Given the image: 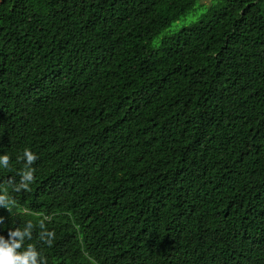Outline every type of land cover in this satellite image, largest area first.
I'll return each instance as SVG.
<instances>
[{
	"label": "trees",
	"instance_id": "16d2710c",
	"mask_svg": "<svg viewBox=\"0 0 264 264\" xmlns=\"http://www.w3.org/2000/svg\"><path fill=\"white\" fill-rule=\"evenodd\" d=\"M196 4L0 0V187L17 202L0 236L31 221L48 264H264V0H214L149 50Z\"/></svg>",
	"mask_w": 264,
	"mask_h": 264
},
{
	"label": "clouds",
	"instance_id": "9594fccd",
	"mask_svg": "<svg viewBox=\"0 0 264 264\" xmlns=\"http://www.w3.org/2000/svg\"><path fill=\"white\" fill-rule=\"evenodd\" d=\"M36 159L37 156L28 148L23 150L22 155L16 157L17 162H23V167L18 173L20 180L14 190H29L30 184L34 181V169L31 166ZM9 165L10 156L7 153L0 155V170H7ZM16 207L17 202L9 196L6 188L0 187V208L11 212ZM0 223H2V218H0ZM26 224L27 227L23 232L20 228L9 231L7 240L0 236V264H48V259L42 249L38 250L36 244L25 243V237L27 241L32 240L31 229L34 226L31 221ZM38 226L41 229L39 233L41 244L52 247L55 232L45 230L43 221H40Z\"/></svg>",
	"mask_w": 264,
	"mask_h": 264
},
{
	"label": "rangeland",
	"instance_id": "374dc122",
	"mask_svg": "<svg viewBox=\"0 0 264 264\" xmlns=\"http://www.w3.org/2000/svg\"><path fill=\"white\" fill-rule=\"evenodd\" d=\"M214 0H197V4L193 11L189 12L185 16L179 18L174 22L168 29L161 32L157 37L154 38V41L151 43L149 50L156 49L163 37L173 35L180 31L181 29L189 26L193 22L197 21L198 18L205 12V9L213 3Z\"/></svg>",
	"mask_w": 264,
	"mask_h": 264
}]
</instances>
